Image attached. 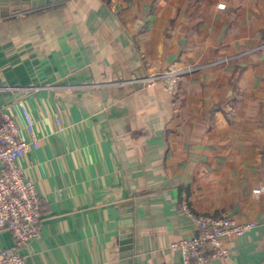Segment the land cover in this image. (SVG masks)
<instances>
[{
  "label": "crops",
  "instance_id": "crops-1",
  "mask_svg": "<svg viewBox=\"0 0 264 264\" xmlns=\"http://www.w3.org/2000/svg\"><path fill=\"white\" fill-rule=\"evenodd\" d=\"M39 1L0 0V86L22 88L0 113L22 125L27 108L39 142L22 160L42 198L26 264H183L184 196L256 223L210 264H264V0ZM193 66L172 92L141 81Z\"/></svg>",
  "mask_w": 264,
  "mask_h": 264
},
{
  "label": "built area",
  "instance_id": "built-area-1",
  "mask_svg": "<svg viewBox=\"0 0 264 264\" xmlns=\"http://www.w3.org/2000/svg\"><path fill=\"white\" fill-rule=\"evenodd\" d=\"M233 59L226 58L216 64ZM205 67L165 70L147 75L141 81L147 87L160 86L162 90L172 92L182 76ZM19 89L22 88L0 86V92ZM21 114L22 125L18 115L0 113V229L11 232L14 244L11 248L0 247V264H26L20 249L26 248L38 237L42 215V198L22 164L26 153L39 146L36 122L27 108L23 107ZM23 130L28 132V138L24 136ZM260 192L261 189H255L252 194L255 196ZM178 207L182 214L192 217L196 224L192 236L171 244V249L180 253L183 264H210L213 260L229 259L230 249L226 243L242 237L256 225L253 221L240 222L228 214H196L185 196Z\"/></svg>",
  "mask_w": 264,
  "mask_h": 264
},
{
  "label": "water",
  "instance_id": "water-1",
  "mask_svg": "<svg viewBox=\"0 0 264 264\" xmlns=\"http://www.w3.org/2000/svg\"><path fill=\"white\" fill-rule=\"evenodd\" d=\"M55 0H40L39 2L41 3L40 4V7H44V6H47V5H50L54 2ZM62 0H56L55 2H60ZM128 235H131V232H130V229L127 230V234H123L122 236V245H123V248L121 249L122 251H129L131 250V242L129 239H126L128 237ZM131 254H124L123 258H127L129 257Z\"/></svg>",
  "mask_w": 264,
  "mask_h": 264
},
{
  "label": "rangeland",
  "instance_id": "rangeland-1",
  "mask_svg": "<svg viewBox=\"0 0 264 264\" xmlns=\"http://www.w3.org/2000/svg\"><path fill=\"white\" fill-rule=\"evenodd\" d=\"M221 5V4H220ZM220 5H219V7H220Z\"/></svg>",
  "mask_w": 264,
  "mask_h": 264
}]
</instances>
